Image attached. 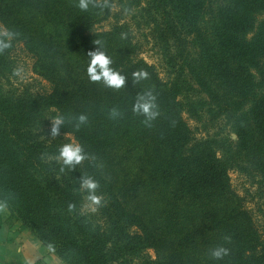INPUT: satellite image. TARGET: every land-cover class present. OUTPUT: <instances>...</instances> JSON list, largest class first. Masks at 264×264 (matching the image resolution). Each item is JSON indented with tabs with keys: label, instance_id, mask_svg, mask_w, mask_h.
<instances>
[{
	"label": "trees",
	"instance_id": "obj_1",
	"mask_svg": "<svg viewBox=\"0 0 264 264\" xmlns=\"http://www.w3.org/2000/svg\"><path fill=\"white\" fill-rule=\"evenodd\" d=\"M78 2L0 0L1 26L20 34L0 52V199L9 200L7 223L22 224L64 264L129 263L150 247L166 254L165 264H264V210L260 232L230 183L238 165L228 138L209 134L223 121L247 164L240 170L250 169L264 186V0H91L86 11ZM109 20V30L99 31ZM137 33L157 48L168 81L139 58ZM97 40L111 67L128 77L122 89L87 76V53ZM18 49L49 93L12 85ZM183 67L204 97L183 96L184 83H175ZM141 70L148 78L134 85L132 73ZM149 90L160 110L150 127L132 111L136 96ZM112 109L120 113L115 119ZM184 114L205 137H196ZM57 115L65 117L61 134L42 139ZM79 115L87 123L77 129ZM64 135L89 157L73 170L61 171L57 159L69 143ZM88 176L101 197L90 212L80 187ZM221 245L230 254L217 262L211 251Z\"/></svg>",
	"mask_w": 264,
	"mask_h": 264
},
{
	"label": "rangeland",
	"instance_id": "obj_2",
	"mask_svg": "<svg viewBox=\"0 0 264 264\" xmlns=\"http://www.w3.org/2000/svg\"><path fill=\"white\" fill-rule=\"evenodd\" d=\"M111 23V20L108 22H103L100 25L96 26L99 31L101 30H109V24ZM0 31L3 33L4 29L0 24ZM1 33V34H2ZM136 39H138L140 42H142V49L139 51V58L142 59L145 63L148 65L155 66L159 77L164 80L168 81V76L165 73V68L167 67L165 62L161 59L160 55L158 54L157 48H153L151 44L147 43V41L144 40L142 37V34L137 33L136 34ZM21 45L19 46V48ZM16 60H15V73L18 72L19 75H15V79L12 77V85L16 87L17 89L20 88H28L31 90L33 93L38 91V92H45V90L50 92V89H43L44 86L46 85L43 81H39V79L33 74L32 66H33V61L29 59V57L23 53L20 49L16 51ZM16 66V67H15ZM177 69V68H175ZM176 71V70H174ZM189 69L186 67L182 68V77L176 78L175 83L177 84V81L181 84H183V91L182 94L185 97H195L196 95H200L201 97H204V94L200 93L197 86L194 85V80H192V77L190 76ZM174 77L171 76L169 77V80H173ZM177 80V81H176ZM13 87V88H14ZM223 95L226 93L222 92ZM184 120L187 122L188 126L195 131L196 137H205L206 132L203 128H201L198 124H196L194 121L188 118L186 114L183 116ZM50 127L51 123L47 128H45L42 139H48L51 138L53 139L54 137H51L49 135L50 132ZM210 135L214 134H219L222 136L226 141V148L229 147L231 156L234 158V165H238V167L234 166L232 168V171L229 172V178H230V183L232 185L233 190L235 193L243 198L245 200V205L246 209L248 212L251 213V216L253 220L256 222L261 221L262 215L260 214V211L264 210V186L259 182L258 178H252L254 177V172H252L250 169L246 168V172L241 171V167H246L247 164L245 163L243 154L241 153L240 149L236 147L234 141V135L231 134L229 131V128L225 126L223 121H219L216 123L215 126L210 128ZM65 139L69 141V143H74V140L70 135H64L63 136ZM244 170V169H243ZM255 183V184H252ZM261 184V185H260ZM142 201L145 203L146 199H142ZM126 206V204H125ZM136 207V204H127V209L131 211H136L134 209ZM155 205H150V209L152 211H155ZM84 211L90 212V211H96L97 210V205H93L91 202H88L84 205ZM140 211V210H139ZM141 211H145L142 210ZM144 213V212H143ZM8 215V214H6ZM149 220V221H148ZM152 221L151 216L146 214V217L144 218V223L148 222V227L150 228V222ZM256 225L258 226L259 231L261 232V223H257ZM264 238V237H263ZM149 248V247H148ZM51 251V250H50ZM52 252V251H51ZM144 255H146L149 260L153 261L156 263L157 258L162 261V264L166 263V258L164 252L157 251L155 248L150 247V249H147L146 251L142 252L141 254L139 253V256L132 257V260L129 263H122V264H146L144 260H141V258ZM57 263V262H56ZM119 264V263H115Z\"/></svg>",
	"mask_w": 264,
	"mask_h": 264
},
{
	"label": "clouds",
	"instance_id": "obj_3",
	"mask_svg": "<svg viewBox=\"0 0 264 264\" xmlns=\"http://www.w3.org/2000/svg\"><path fill=\"white\" fill-rule=\"evenodd\" d=\"M91 0H79L78 7L82 11H86L89 8ZM94 7H106V5L94 4ZM20 34L17 31L6 29L0 35V52L11 47V42L18 38ZM123 38V36H122ZM95 48L92 51L87 53L89 57V65L86 69L87 76L91 82H102L107 88L119 90L122 89L128 77L122 75L111 67L112 60L107 54L102 50V45L99 40L94 42ZM19 75L18 72L14 73ZM148 73L141 70L132 73L131 82L134 85L139 84L141 81L148 78ZM156 96L151 90L144 92L143 94H138L136 96V101L133 105L132 111L135 114L144 117L143 123L150 127L152 122L157 119L160 115L159 106L156 102ZM111 118H117L120 113L116 109H112L109 113ZM51 121V127L49 135L51 137H58L61 134V128L65 123V117L62 115H57ZM87 123V117L85 115H79L76 117L75 127L78 129L81 125ZM87 153L84 152L82 146L79 144L68 143L63 145L57 156L59 161H62L63 167L61 171H64V168L69 170L75 169L82 161L88 159ZM80 187L84 189L87 193L88 200L93 205L101 204V197L98 196L97 189L99 188L98 182L88 176L80 177ZM70 210L72 206H69ZM9 210V200L0 199V213H5ZM225 239H228L227 237ZM230 254V250L225 246H217L211 251V257L214 261L219 262L223 260Z\"/></svg>",
	"mask_w": 264,
	"mask_h": 264
},
{
	"label": "crops",
	"instance_id": "obj_4",
	"mask_svg": "<svg viewBox=\"0 0 264 264\" xmlns=\"http://www.w3.org/2000/svg\"><path fill=\"white\" fill-rule=\"evenodd\" d=\"M6 214L0 213V264H64L22 224H8Z\"/></svg>",
	"mask_w": 264,
	"mask_h": 264
}]
</instances>
